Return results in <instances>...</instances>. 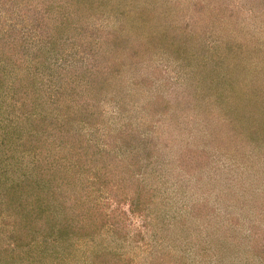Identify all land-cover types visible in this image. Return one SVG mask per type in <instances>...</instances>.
Wrapping results in <instances>:
<instances>
[{
	"label": "rangeland",
	"instance_id": "obj_1",
	"mask_svg": "<svg viewBox=\"0 0 264 264\" xmlns=\"http://www.w3.org/2000/svg\"><path fill=\"white\" fill-rule=\"evenodd\" d=\"M0 44L47 88L0 103V247L45 154L74 202L0 264H264V0H0Z\"/></svg>",
	"mask_w": 264,
	"mask_h": 264
},
{
	"label": "trees",
	"instance_id": "obj_2",
	"mask_svg": "<svg viewBox=\"0 0 264 264\" xmlns=\"http://www.w3.org/2000/svg\"><path fill=\"white\" fill-rule=\"evenodd\" d=\"M61 32H63V30ZM56 33L59 34V31H56ZM57 42L58 39L54 38L52 41L53 47L57 45ZM48 44V42H45L44 48H47ZM43 55L45 56L44 63H47L48 57H46L44 53L42 56ZM40 63H42V65L44 64L43 62ZM25 64L23 65L20 61L12 60L11 58L6 61H2V58H0V103L5 102V97L3 95L5 87L12 93H15V90L17 93H21L22 99L24 100L29 98L27 102L29 107L31 106V101L35 104L38 102L40 94L45 95L47 88L42 87L43 85H37V77H40L38 76L40 74L36 76L32 75L33 70L30 71L28 68H25ZM58 74L60 75V73ZM69 85L70 82L68 86ZM66 87L60 90L62 98H66L63 100L66 104L64 108H62L61 103L57 106L60 107L61 110L62 120L60 125L62 126L60 128H64L65 125L67 129V123L73 117V114L71 116L69 113L71 112L73 104L67 100V97H70L71 94L67 92L65 89ZM42 158V163L47 162L48 164V166L44 164L47 173L43 178L29 176L20 178L22 184L17 187L18 189L15 184V186H11L7 190L10 195L8 204L10 203L11 205L12 203L13 205V219H9V223L14 224L15 227L12 229L10 235L12 237V245L8 243L3 244V246L0 247V252L2 250L5 252H14L15 247H20L22 245L26 247L27 251L35 250L39 247L34 240L37 235L36 231L40 236L43 235L44 232L46 235L51 233L57 235L67 234L71 236L72 234L74 217L73 214L70 213V205L73 206L74 202L70 199L68 203L66 201L68 194L64 192L68 179H70L67 176L69 174L67 173L66 175L63 173L64 163L62 158L55 156L50 159L47 154ZM23 189L26 190L28 199L23 198L19 191ZM29 195L34 197L32 200V202H34L33 205H30V201L28 202V200H30ZM35 198L37 199L38 206H36ZM41 230H44V232ZM63 246L65 247V245ZM43 255L49 256L47 252ZM9 258L12 259L13 256L11 255Z\"/></svg>",
	"mask_w": 264,
	"mask_h": 264
}]
</instances>
